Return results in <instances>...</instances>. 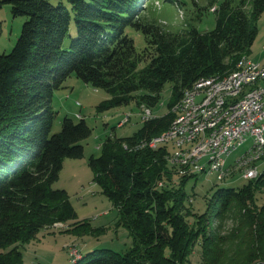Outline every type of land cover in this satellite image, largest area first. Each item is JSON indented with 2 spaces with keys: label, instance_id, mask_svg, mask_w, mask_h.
<instances>
[{
  "label": "trees",
  "instance_id": "obj_1",
  "mask_svg": "<svg viewBox=\"0 0 264 264\" xmlns=\"http://www.w3.org/2000/svg\"><path fill=\"white\" fill-rule=\"evenodd\" d=\"M216 1L213 28L188 21L170 31L151 14L152 0H0L26 17L11 51L0 53V264H22L20 245L41 228L71 222L73 233L93 230L68 192L53 187L64 159L84 156L92 131L69 116L52 131L55 90L72 73L110 94L98 111L131 102L152 110L171 83L167 112L142 117L131 135L106 136L88 161L132 245L95 248L72 264H189L198 243L202 264H264V203L257 202L264 170L238 187L215 188L199 213L187 190L197 172L172 163L167 144H149L170 127L185 88L249 56L264 0H210L196 17ZM131 31L144 36L141 49ZM229 218L236 225L224 233Z\"/></svg>",
  "mask_w": 264,
  "mask_h": 264
},
{
  "label": "rangeland",
  "instance_id": "obj_2",
  "mask_svg": "<svg viewBox=\"0 0 264 264\" xmlns=\"http://www.w3.org/2000/svg\"><path fill=\"white\" fill-rule=\"evenodd\" d=\"M210 0H152L151 14L160 19L165 29L179 31L187 22L196 24L199 29H210L215 26V12L209 8L204 10L202 19L196 17L199 9L209 6ZM237 3L238 0H233ZM218 1L214 3L216 6ZM144 5V4H143ZM213 5V6H214ZM25 16H14L10 4L0 6V53L10 52L20 35ZM76 24L73 21L71 32L74 35ZM136 46L141 49L145 44L142 33L131 31ZM249 56L264 62V12L258 18V33L251 47ZM171 95V83L167 82L162 91V97L152 111L154 115H162L168 111V101ZM110 94L101 88H96L82 78L72 73L66 78L63 86L55 90L53 106L57 111L52 131L61 128L64 117L74 120L84 118L92 128L91 134L83 140L84 156L79 158L66 157L58 179L53 187L65 189L78 213V219H88L92 231L82 234L68 231L71 222L56 223L51 227L41 228L36 237L30 242L20 245L24 252L22 264H72L95 248H109L123 250L132 245V236L129 230L118 225L119 211L111 200L101 191V187L93 179V170L88 161L91 155H99L100 145L108 135H131L142 123L144 107H137L135 103L116 105L103 111L97 110V105ZM130 117L126 120L127 113ZM123 121V124H119ZM250 144L245 143L233 153L225 156L227 164L231 165L232 173L224 179L217 178V173L206 174L207 171H198V176L192 178L187 185L191 194L194 211L203 212L206 209L207 197L217 187H238L246 178L242 171H235V160ZM201 164L208 165V160L201 158ZM258 171L264 170V159L257 161ZM238 170V169H236ZM194 184V187L192 185ZM258 204L264 203V191L257 193ZM190 220H193L191 217ZM236 225L231 218L222 222L221 231L227 232ZM95 228V229H94ZM189 264H202L201 245L198 243Z\"/></svg>",
  "mask_w": 264,
  "mask_h": 264
},
{
  "label": "bare ground",
  "instance_id": "obj_3",
  "mask_svg": "<svg viewBox=\"0 0 264 264\" xmlns=\"http://www.w3.org/2000/svg\"><path fill=\"white\" fill-rule=\"evenodd\" d=\"M215 8V5L211 7L212 10ZM255 62L256 60L244 55L229 72L195 80L191 86L183 90L180 101L175 105L177 115L170 127L154 136L149 144L153 147L166 144L170 146L169 159L172 163L180 164L182 170L186 167L193 172L211 169L210 160L208 165L199 162L209 151L208 142L220 140L222 134H228L231 131L233 116L242 113L248 101L249 105H258V98H249V94L264 88V62L257 61L250 67L248 74L249 65ZM200 86L201 89L194 93ZM259 106H264V95L259 99ZM142 114L144 118L153 116L149 107H144ZM129 117L130 112L127 113L126 120ZM181 122L182 125H179ZM205 122L206 128H203ZM123 123L122 121L121 124ZM235 149L236 144L223 147L222 159L225 160V156ZM187 152H192V155ZM180 154L182 158L175 157ZM260 159L264 158L257 159V154L241 156L235 160L234 167L236 169L251 168L256 170L258 176L260 171H258L257 161ZM228 174L217 173V178L222 180ZM242 175L246 179L255 178V172L242 171Z\"/></svg>",
  "mask_w": 264,
  "mask_h": 264
},
{
  "label": "built area",
  "instance_id": "obj_4",
  "mask_svg": "<svg viewBox=\"0 0 264 264\" xmlns=\"http://www.w3.org/2000/svg\"><path fill=\"white\" fill-rule=\"evenodd\" d=\"M256 62L249 65L248 74L250 73V67L255 65ZM200 89L201 86L194 91V93H197ZM263 95L264 88H261L260 91L257 92H250L249 98H258V105H249L248 101L243 112L237 114V116H233L231 131L228 134H222L220 140L208 142L209 151L203 158L211 161V169H207L206 174H223L232 173L234 171L231 170V165L227 164V160L222 159V148L229 146V144H236L237 150L250 141L249 146L237 157L257 154V159L264 158V106H259V99L263 97ZM212 119H214V115H212ZM121 122L122 121H120L119 124H121ZM179 125H182V122ZM203 128H206V122ZM187 153L192 155V152ZM175 157L182 158V154L176 155ZM235 171L255 172V177H257L256 170H252L251 168L238 169Z\"/></svg>",
  "mask_w": 264,
  "mask_h": 264
},
{
  "label": "crops",
  "instance_id": "obj_5",
  "mask_svg": "<svg viewBox=\"0 0 264 264\" xmlns=\"http://www.w3.org/2000/svg\"><path fill=\"white\" fill-rule=\"evenodd\" d=\"M250 57V56H249ZM251 58V57H250ZM252 59V58H251ZM254 60V59H253ZM256 61H258V60H256ZM259 62H263V61H259ZM158 116H160V115H158Z\"/></svg>",
  "mask_w": 264,
  "mask_h": 264
}]
</instances>
